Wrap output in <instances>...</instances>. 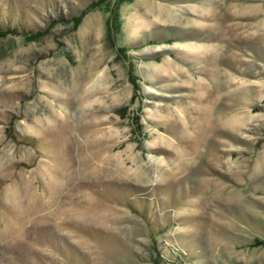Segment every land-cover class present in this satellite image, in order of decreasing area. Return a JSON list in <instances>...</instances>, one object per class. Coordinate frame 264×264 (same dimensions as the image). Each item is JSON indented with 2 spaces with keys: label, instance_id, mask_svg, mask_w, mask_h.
<instances>
[{
  "label": "rangeland",
  "instance_id": "1",
  "mask_svg": "<svg viewBox=\"0 0 264 264\" xmlns=\"http://www.w3.org/2000/svg\"><path fill=\"white\" fill-rule=\"evenodd\" d=\"M0 264H264V0H0Z\"/></svg>",
  "mask_w": 264,
  "mask_h": 264
}]
</instances>
